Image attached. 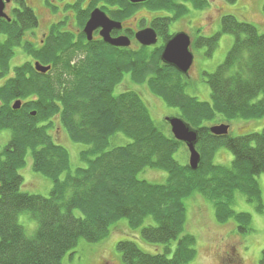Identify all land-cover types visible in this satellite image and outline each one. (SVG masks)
<instances>
[{"label":"trees","instance_id":"1","mask_svg":"<svg viewBox=\"0 0 264 264\" xmlns=\"http://www.w3.org/2000/svg\"><path fill=\"white\" fill-rule=\"evenodd\" d=\"M92 1L88 12L82 9L85 0L69 7L79 29L100 3L111 7V11L103 9L116 20L147 7L175 14L153 22L164 43L171 38L166 34L171 23L188 10L180 4L182 0H147L138 5L130 0ZM224 1L235 4L238 0ZM18 2L20 21L30 26L29 20L36 18L37 23L36 13L24 0ZM222 33L232 35L234 45L224 63L213 74H205L211 102L204 103L186 94L187 76L164 65L163 45L140 46L137 51L119 49L103 41L89 42L83 33H53L54 45L43 44L30 51L38 63L51 67L47 74L38 73L28 63L15 67L13 77H8L10 44L20 42L23 34L20 29L16 39L5 30L3 47L10 52L0 53V78H8L6 89L0 90V134L7 131L10 139L0 148V264H63L81 239L88 243L105 240L121 219L132 230L143 227L141 236L146 243L164 246L161 253L151 254L133 241H121L117 248L125 264H187L196 257L197 240L186 233L185 201L195 192L213 204L218 222L234 219L241 235L251 231L250 214L237 213L232 206L241 194L264 214L258 182L264 175V130L244 137H218L210 128L231 119L264 117V34L235 16L222 18ZM220 36L201 38L195 46H207L211 55ZM76 53L82 55L78 62L73 61ZM126 78L146 84L153 95L180 112L177 118L197 131L196 149L201 156L197 171L190 169L186 146L174 138L166 120L160 127L153 121L140 94L116 92ZM14 101L23 102V108L14 110ZM58 122L72 142L87 149L80 152V165L74 172L69 151L49 133ZM221 148L234 157L230 167L214 164ZM181 150L188 152L187 164L178 159ZM28 154L34 172L53 181L49 197L21 190L19 170ZM147 170L164 171L166 182L151 184L142 179L140 175ZM26 211L37 223L32 236L19 221ZM259 264H264V250Z\"/></svg>","mask_w":264,"mask_h":264},{"label":"rangeland","instance_id":"2","mask_svg":"<svg viewBox=\"0 0 264 264\" xmlns=\"http://www.w3.org/2000/svg\"><path fill=\"white\" fill-rule=\"evenodd\" d=\"M27 1L31 4L32 8L34 7V12L39 17L42 27L37 31L36 36H32V34L26 32L23 37L21 35L20 42L16 40V42L10 44L12 54L9 57L8 77L11 76L10 73L12 69L14 71L15 67L24 66L28 63L36 67L38 59L35 60L30 51L43 47L44 34L46 33L48 24L53 19L54 7L58 4L55 3V0H47V5L49 2V5L53 9L51 11L45 3L42 4V0ZM183 1H180V4H186L187 12L184 16H180L171 23L169 32L166 34L174 36L178 33H186L191 38L195 62L189 76H187L189 80L186 82V94L197 98L201 102L210 103L211 91L206 82L207 78L205 74H213L224 63L235 41L232 35L222 33V18L224 16H235L240 21L254 25L261 34H264V0H238L235 4H229L224 0H203L205 2L203 6H199L197 2L191 4V2L185 3ZM99 5L105 6L104 3H100ZM68 11L69 9L67 13H64V11L54 13L60 15L53 20H63L60 23V29L63 33L71 32L75 34L79 28L78 20L73 13H69ZM136 11V13L134 12L135 15L127 20L128 24L132 25L134 32L152 27L154 20L159 17H174L175 15L163 11H152L147 7L138 8ZM218 34H221V36L218 40L217 48L211 55L208 54L210 49L207 46L199 49L196 48L197 40L212 38ZM85 38L87 39V37ZM54 42L53 36L49 37L44 42V46H52ZM0 43H2V40H0ZM160 44L158 43L152 48H160ZM139 47L140 45L133 39L132 50L137 51ZM3 48L1 49V53H4L5 49ZM43 53L45 55L44 49L40 52V55L42 56ZM47 54L51 58L48 52ZM75 55L73 61L78 62L82 58V55L78 53ZM7 79V77L0 78V90L6 89L5 81ZM116 92L120 94L127 92L140 94L150 109L153 121L159 127L164 124L167 118H174L180 115L177 109L169 107L164 100L153 95L146 84H137L132 82L130 78H126L117 87ZM0 96H2L1 93ZM14 104L15 102L13 106ZM59 123L49 133L54 137L56 143L69 151L71 168L72 172H74L75 168L80 165L79 154L85 147L72 142L67 132L61 129L62 127ZM227 125L230 127V136L244 137L254 133H261L264 130V117L257 119H231ZM211 127H214V125H211ZM0 135V148L2 149L9 142L10 134L5 131ZM186 156L188 157V152L181 150L178 159L182 164H187ZM233 159L234 157L229 150L221 148L214 158V164L230 167ZM25 160L24 167L19 170L20 175L23 177L22 192L49 197L53 189V181L42 174L34 172L31 154H28ZM140 177L151 184H164L168 175L164 171L147 170ZM65 178L66 174L61 176L62 180ZM258 182L264 202V175L258 178ZM185 205L187 209L186 233L193 235L197 240L196 257L187 264H230L229 261L235 259L237 264H259L262 251L264 250V214L257 212L254 203L247 202V199L243 195L237 194L236 203L232 206L233 210L237 213L250 214L251 231L247 235L240 234L234 219H230L225 223L218 222L215 217L213 204L199 192L193 193L185 201ZM75 214L78 217L82 216L80 211H75ZM19 221L25 227L29 236L35 233L37 223L30 212H23L19 217ZM142 228L132 230L129 228L128 221L121 219L111 228V234L105 240L98 243H88L81 239L78 246L65 256L63 264H125L117 248L118 243L125 240L135 242L145 253H161L164 246H152L146 243L141 236Z\"/></svg>","mask_w":264,"mask_h":264},{"label":"water","instance_id":"3","mask_svg":"<svg viewBox=\"0 0 264 264\" xmlns=\"http://www.w3.org/2000/svg\"><path fill=\"white\" fill-rule=\"evenodd\" d=\"M147 0H130L134 5L143 4ZM11 0H0V18L6 17L4 14L6 3H10ZM101 29V37L107 45L115 48H130L131 40L128 37H119L113 39L111 33L113 31H121L122 24L111 20L105 12L101 9H95L90 16L84 28V34L87 40L91 42L93 40V34L96 30ZM136 41L146 48H152L158 44V35L152 28H147L139 31L135 35ZM192 40L186 33H178L172 39H170L164 46V50L161 55V60L164 65L169 66L177 70L184 76H189L195 62V56L193 55ZM36 71L41 74H47L51 67H44L39 63L36 64ZM21 103L16 102L13 106L14 110L20 109ZM167 123L171 129L174 138L183 143L189 151V166L192 171H197L201 162V156L198 153L196 146L199 141V135L197 131L192 129L182 119L174 117L167 118ZM230 127L228 125L214 126L210 129V132L214 136H228Z\"/></svg>","mask_w":264,"mask_h":264},{"label":"flooded vegetation","instance_id":"4","mask_svg":"<svg viewBox=\"0 0 264 264\" xmlns=\"http://www.w3.org/2000/svg\"><path fill=\"white\" fill-rule=\"evenodd\" d=\"M25 1V3H26V5H27V7L30 9V10H32L33 12L35 11L33 8H32V6H31V4H29V2L27 1V0H24ZM86 2H85V4H82V9H83V11L84 12H88L91 8H90V6H91V4H92V0H85ZM79 2V0H55V3H58V4H56V7H54V9H55V11H53V9H52V7L49 5V2H48V5H47V0H42V4L43 3H45V5L47 6V7H49L50 9H51V11H53V14H52V18L53 19H56L57 17H59V15H57V14H54V13H61V11H64V13H67V10L69 9V13H73L74 14V16L76 17V14H75V12H74V10L73 9H70V8H73L77 3ZM30 5V6H29ZM70 7V8H69ZM100 7V8H99ZM103 7H105L104 5L103 6H101V5H96L92 10H91V12L88 14V18L86 19V22H85V26H86V24H87V22L89 21V19H90V16H91V13L95 10V9H101L103 12H105L106 14H107V16L111 19V20H113V21H116V22H118V23H121L122 24V30L121 31H113L112 33H111V36H112V38L113 39H117V38H119V37H128L130 40H131V48H129V49H132V47H133V39L136 41V39H135V35H136V33H138V32H134V29L132 28V25H129L128 23V21L127 20H129V18H127V19H124V20H116V19H114V18H112L110 15H109V13L108 12H106L104 9H103ZM105 8H107V9H109L110 11H111V9H110V7H105ZM21 11V7L19 6V2H18V0H11V2L10 3H6V6H5V10H4V14L6 15V17H4V18H0V40H2V43H0V53H1V49H2V47H3V42H4V40L6 39V36H7V34H6V36H5V30H8L9 32H10V34H13V36L17 39L18 38V35H19V32H20V29H21V33L23 34V35H25L26 34V32H29V34H32V36H36V34H37V31L42 27V25H41V21H40V19H39V17L37 16V19H38V21H37V23L35 22V19L36 18H31L29 21L31 22V25L30 26H28V23H22L21 21H20V16H19V12ZM35 13V12H34ZM52 19V21L48 24V26H47V29H46V33L44 34V40L42 41V45L44 44V42L49 38V37H52V34L54 33V34H58V33H60V34H63V32L61 31V29H60V23H62L63 22V20L62 21H54ZM27 26V28H28V31H26L25 30V27ZM85 26H84V28H85ZM84 28H82V29H79L78 28V30H77V32L75 33V35L76 36H79V35H81V33H83V35L85 36V34H84ZM150 28H152V29H154L153 27H150ZM146 29V28H145ZM143 30V29H142ZM155 30V29H154ZM156 31V30H155ZM156 33H157V35H158V43L162 46L163 45V47L165 46V44L166 43H164V41H163V38L160 36V34L156 31ZM15 34V35H14ZM23 35H22V37H23ZM4 37H5V39H4ZM86 37V36H85ZM172 38V37H171ZM170 38V39H171ZM87 40V39H86ZM88 41V40H87ZM93 41H103L104 42V40H103V38L101 37V29L100 30H96L95 32H94V34H93V40L91 41V42H93ZM136 43H138L137 41H136ZM139 44V43H138ZM8 47H6V48H3V49H5L3 52L4 53H9L10 52V49H7ZM120 49V48H119ZM11 53H12V51H11ZM10 65L8 64V67H9ZM9 69V68H8ZM7 69V70H8ZM9 74V73H8ZM11 76L10 77H13V75H14V71H13V69H12V71H11ZM2 78V77H1ZM14 102H16V101H14ZM20 102V101H19ZM21 103V106H20V110L23 108V102H20ZM35 113V112H34ZM230 262V264H237V261H236V259L235 260H231V261H229Z\"/></svg>","mask_w":264,"mask_h":264}]
</instances>
